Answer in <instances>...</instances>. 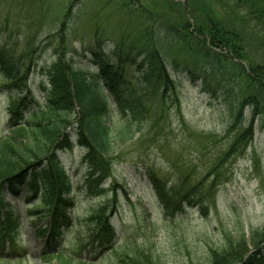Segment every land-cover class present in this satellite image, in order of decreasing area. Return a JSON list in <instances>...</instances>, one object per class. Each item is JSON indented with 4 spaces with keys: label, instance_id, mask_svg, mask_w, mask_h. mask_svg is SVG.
I'll use <instances>...</instances> for the list:
<instances>
[{
    "label": "rangeland",
    "instance_id": "obj_1",
    "mask_svg": "<svg viewBox=\"0 0 264 264\" xmlns=\"http://www.w3.org/2000/svg\"><path fill=\"white\" fill-rule=\"evenodd\" d=\"M197 1H163L170 9L158 8L152 16L154 23L166 21L175 29L181 20L177 4L183 5L190 23L202 22L205 14L201 9L208 11L206 4L213 0H205L192 15L187 5ZM244 1L257 4L262 0ZM124 3L130 4L129 0H0V47L30 67L28 87L36 107L45 105L48 71L57 58L94 75L90 51L98 49L116 63L118 41L132 38L133 29L146 30V19L129 13ZM211 9L225 25L235 24L222 9ZM165 33L158 31L156 44L175 82L174 94L161 100L153 99L149 90L143 93L152 111L144 120L129 124L124 141L114 137L116 143L107 157L110 175L102 186H87L91 174L83 149L75 145L61 154L75 189L68 210L72 224L63 230L60 250L74 260L91 256V249L83 251L93 227L89 217L101 208H105L116 238L95 264H149L150 259L156 264H209L210 252H220L264 226V118L255 119L253 140L246 150L233 153L232 148L233 154L228 153L234 134L229 133L231 109L238 104L242 84L211 76L204 67L200 73L208 75L214 87L220 86L203 90L199 83H191L184 70L172 66L175 56L177 61L184 59L178 56V42ZM250 33L243 46L250 61L256 63L259 53L253 50ZM190 64L196 67L195 62ZM2 85L0 79V140L9 136L10 94L1 90ZM249 116L246 108L244 127ZM74 118V114L69 116L71 122ZM107 123L115 132L128 124L114 105ZM148 173L158 177L170 193L209 199L206 213L185 208L174 217L165 216ZM28 198L24 194L17 200L5 199V214L14 231L12 246L1 245L0 264H57L55 258L39 261L44 218L36 213L42 209L40 200L29 203Z\"/></svg>",
    "mask_w": 264,
    "mask_h": 264
},
{
    "label": "trees",
    "instance_id": "obj_2",
    "mask_svg": "<svg viewBox=\"0 0 264 264\" xmlns=\"http://www.w3.org/2000/svg\"><path fill=\"white\" fill-rule=\"evenodd\" d=\"M163 1L171 0H147L145 3L129 0L130 4L124 3L129 13L146 19L147 28L145 31L133 29L132 38L129 36L118 41L116 63L110 62L98 49L90 51L94 75L57 58L48 71L46 100L41 108L33 103L28 87L30 67L23 59L15 58L10 51L0 47L1 90L10 94L9 136L0 140L1 250V245L13 244L14 230L7 221L5 199L9 196L17 200L24 194L29 195L26 200L29 203L40 200L38 207L42 208L36 212L44 218L40 227L43 241L40 261L55 258L57 264H95L112 248L116 234L105 208H101L89 217L93 227L90 228L88 247L83 251L91 249V256L85 260L82 257L74 260L60 250L63 230L72 224L68 210L73 206L75 189L61 154L72 150L75 145L80 147L84 150V162L91 174L86 179L87 186L100 187L106 181L110 175L107 157L116 143L114 137L124 141L129 124L144 120L152 111L143 93L149 90L153 99L161 100L174 94L175 82L156 44L159 30H164L169 39L178 42V56L184 61H177L175 56L172 66L184 70L191 83H199L203 90L220 86L214 87L208 75L200 73L199 69L204 67L211 76L236 79L242 84L238 104L231 109L233 123L229 133L234 134L227 150L230 154L241 153L250 145L255 119L264 118V0L257 4L244 3V0H213L206 4L208 11L201 9L205 14L202 22L195 20L192 23L186 17L183 5L177 4L181 20L175 29L166 21L154 23L152 16L158 8L170 9ZM204 2L198 0L188 4L189 13L194 15ZM212 7L229 14L236 27L235 24L222 23ZM247 33L253 41V50L259 53L256 63L250 61L243 46ZM190 61L195 62L196 67L190 66ZM112 105L128 122L124 130L115 132L108 126ZM246 108H249L250 116L244 127L242 121ZM73 114L75 118L71 122L69 116ZM147 178L165 216L174 217L185 208H197L202 214L206 213L209 199L187 193H170L154 174L148 173ZM113 203L116 204V198ZM12 253L16 254L15 250ZM149 264L156 263L150 259ZM209 264H264V226L247 239L241 238L220 252H210Z\"/></svg>",
    "mask_w": 264,
    "mask_h": 264
}]
</instances>
